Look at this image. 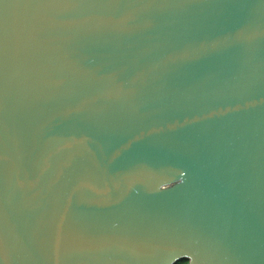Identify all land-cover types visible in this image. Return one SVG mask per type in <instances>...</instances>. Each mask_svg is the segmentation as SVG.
I'll use <instances>...</instances> for the list:
<instances>
[{"label": "water", "instance_id": "95a60500", "mask_svg": "<svg viewBox=\"0 0 264 264\" xmlns=\"http://www.w3.org/2000/svg\"><path fill=\"white\" fill-rule=\"evenodd\" d=\"M182 259L264 264V0H0V264Z\"/></svg>", "mask_w": 264, "mask_h": 264}, {"label": "snow or ice", "instance_id": "6c2138e0", "mask_svg": "<svg viewBox=\"0 0 264 264\" xmlns=\"http://www.w3.org/2000/svg\"><path fill=\"white\" fill-rule=\"evenodd\" d=\"M231 38H225V39H217V40H207L205 41L199 49L197 50H186L182 52H178L176 54L175 59L178 61L186 60L191 58L194 52L203 53L210 50H215L221 47L228 46L230 43Z\"/></svg>", "mask_w": 264, "mask_h": 264}, {"label": "trees", "instance_id": "16d2710c", "mask_svg": "<svg viewBox=\"0 0 264 264\" xmlns=\"http://www.w3.org/2000/svg\"><path fill=\"white\" fill-rule=\"evenodd\" d=\"M186 263H187V260L182 259V260L176 261L174 264H186Z\"/></svg>", "mask_w": 264, "mask_h": 264}]
</instances>
